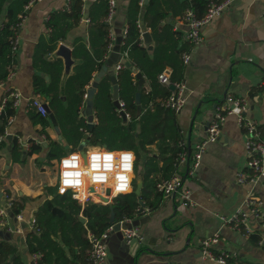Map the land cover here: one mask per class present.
Returning a JSON list of instances; mask_svg holds the SVG:
<instances>
[{
    "label": "crops",
    "instance_id": "0c3cea01",
    "mask_svg": "<svg viewBox=\"0 0 264 264\" xmlns=\"http://www.w3.org/2000/svg\"><path fill=\"white\" fill-rule=\"evenodd\" d=\"M70 1L38 0L29 6L18 29L16 69L14 74L0 85V104L7 91L16 90L20 94L13 119L7 122L1 136L3 145L0 148V210L4 209L6 216L5 222H0V240L11 241L23 264L37 262L34 259V254L37 253L29 251L25 237L33 228L31 220L35 211L45 199L50 198L45 188L56 186L57 182L58 173L56 176L46 175L48 163H58V158L50 161L46 158L48 142H58L65 149V153L96 147L107 148L104 145L89 143L86 138L91 130L89 128L83 129L84 131L80 129L84 137L78 139V134L72 136L62 133L58 125L59 131H56L48 115L42 116L39 113L49 123L44 129L40 122L33 121L29 115L30 100L36 95L33 76L41 74L32 65L34 46L41 36L48 35L46 21L51 14L69 8ZM95 1L97 0H82L80 19L68 30L65 40L60 41L57 47L63 43L72 52L73 41L80 39L88 47L89 9ZM147 1L144 0V3ZM115 3V13L110 22L105 19L114 36L113 45L105 58H111L113 67L121 63L122 59H125V62L127 60L121 45L123 32L127 28L126 10L129 0H115ZM141 8L138 22L141 28L150 34V28L145 27L142 21L143 5ZM263 8L264 0H231L219 15L201 26L202 40L190 49L189 62H180L182 79L186 84V101L177 112L178 123L189 150L205 135L215 108L225 106V98L228 95L245 100L249 106V117L264 137ZM5 11L6 5L0 15V24L5 19ZM167 21L174 30L181 33L182 38L177 45L186 42L183 35L187 26L182 16L178 15ZM140 45L147 47L150 56H153L152 37L149 42ZM55 50L50 54V59L59 57L54 54ZM73 58L75 62L69 73L63 74L62 83L73 72V66L79 62ZM164 69L172 71L170 66ZM45 78L47 79L46 75ZM143 85L149 88L145 77ZM42 101L47 105L43 99ZM1 110L2 107L0 113ZM84 110L86 103L81 115L87 123ZM126 120H129V116L123 121ZM96 123L97 120H94L93 125ZM244 140L245 133L236 114L228 115L217 141L207 144L195 172L188 174L184 166L178 168L183 184L190 190L194 203L182 205L177 195L173 198L162 196L160 202L152 207L142 201L150 209L136 214L134 220L139 219L137 226L144 239L139 245L132 239L122 245L119 234H111L104 264H217L203 257L200 246L203 238L215 235L218 242L212 246L214 251L234 253L233 259L239 264H264V243H254L249 237L253 233L260 240H264V230L260 228L258 218L249 217L248 223L253 231L246 236L223 224L219 217L230 216L249 191L259 196L264 211V171L255 182L239 183L236 180L239 171H247ZM15 143L20 147L18 159L13 158ZM32 144L42 145L41 150L28 153L27 150ZM8 201L21 204L20 212L13 215L7 206ZM89 235L90 232H87V238ZM13 257L14 255L10 260Z\"/></svg>",
    "mask_w": 264,
    "mask_h": 264
},
{
    "label": "trees",
    "instance_id": "16d2710c",
    "mask_svg": "<svg viewBox=\"0 0 264 264\" xmlns=\"http://www.w3.org/2000/svg\"><path fill=\"white\" fill-rule=\"evenodd\" d=\"M30 0H0V15L6 5L5 19L0 24V82H5L8 75L16 69L17 54L13 49L17 36V26L27 14ZM223 0H148L143 4L142 21L150 28L153 39V56L147 47L139 44L137 21L141 12L139 0H129L126 10L127 28L121 50L126 55V62L116 70L118 98L123 103V110L129 120L123 121L119 109L113 104L112 84L104 74L100 77L92 98V111L97 118L86 138L91 145H104L110 149H130L134 152L133 190L118 194L112 199L116 220L124 217L135 218L140 201H146L151 207L159 203L162 193L157 183L167 180L177 171L175 163L178 154L187 150L178 123V113L161 105L159 100L171 91L168 86L158 81V74L166 66L172 68L170 80L182 79L181 54L189 50L188 42L177 45L181 33L174 30L167 21L184 15L187 8H192L199 17L203 16L210 2ZM82 0H71L69 8L57 10L46 21L48 35L41 36L34 46L32 65L41 74H34L33 85L54 114L61 132L81 139V130L87 129L85 118L81 115L84 108L83 95L86 86L102 66L105 65L109 47V25L105 21L109 0H97L89 9L88 47L83 40L73 41L72 55L79 60L73 66L64 83L63 62L60 57L49 58L60 41L65 40L68 30L81 17ZM135 69V71H134ZM136 72H140L149 82V88L138 84ZM135 73V75H134ZM47 76V79L45 78ZM140 93L141 112L137 113L136 93ZM0 113V148L1 136L10 117L14 115V100L8 97ZM4 97V98H5ZM29 115L35 122H40L43 129L49 124L36 108L29 104ZM44 132V130H42ZM84 131V130H83ZM262 135V134H261ZM76 139V141L78 140ZM46 155L48 161L60 158L65 149L56 141L48 142ZM18 143H15L13 158L20 155ZM42 145L32 144L28 153L38 152ZM15 156V157H14ZM142 179L140 195L134 193L137 180ZM50 198L45 199L34 214L33 228L26 233V243L31 253L40 254L36 264H90L88 259L89 240L87 232L101 234L111 225L110 208L107 204L88 202L81 207L71 193L59 194L56 186L45 188ZM21 204L12 201L10 212L16 215ZM82 214V216H80ZM85 223V226H84ZM250 234L254 243L260 238ZM264 246V245H263ZM14 257L10 260V257ZM0 264H23L16 248L7 239L0 240Z\"/></svg>",
    "mask_w": 264,
    "mask_h": 264
},
{
    "label": "built area",
    "instance_id": "2783aa9c",
    "mask_svg": "<svg viewBox=\"0 0 264 264\" xmlns=\"http://www.w3.org/2000/svg\"><path fill=\"white\" fill-rule=\"evenodd\" d=\"M38 0H30L27 8L31 6L34 2ZM231 2V0H223L220 3L210 2L208 4L207 10L205 14L201 17L197 16L192 8H187L182 17L183 22H185L187 29L183 35V38L188 42L190 49L195 45L199 44L202 40V36L200 33V28L204 24L208 23L213 17L219 15L223 9ZM139 4L143 5L144 0H139ZM116 9L115 0H109L108 12L106 16V21L110 22L113 17ZM263 16H264V8H263ZM24 18H22L23 20ZM19 22L17 26V36L14 40L13 49L17 51L18 44V29L22 22ZM137 25L139 27V44H142L145 41L144 33L145 30L141 28L140 23L137 21ZM126 34V28L123 32V37ZM109 50L113 45L114 36L112 31L109 30ZM190 49L185 50L181 54V59L184 64L189 62L190 59ZM108 50V51H109ZM122 63H117L113 68L116 72L117 69L121 67ZM15 71V70H14ZM12 71L8 78L14 74ZM170 70L164 69L162 72L158 74V81L166 86L173 85L174 89L170 90L171 92L164 98L159 100V103L165 107H169L176 112H179L185 104L186 101V84L183 79L172 82L170 80ZM135 75V73H134ZM3 82H0L2 85ZM19 92L16 90H11L8 93V97H12L14 100V106L19 102ZM87 92L84 93L83 99L86 103L87 100ZM6 97L3 98L0 107L3 106ZM226 105L218 106L215 108L212 118L207 124L205 135L197 140V142L193 145L192 149L183 150L178 154L177 161L175 166L177 167V171L173 174V176L167 180H163L157 183V189L161 191L163 196L173 198L175 195L178 196L179 202L182 205H192L194 202L190 196V190L186 188L183 184V179L178 172V168L184 166L186 168V173L193 174L197 169L202 154L207 149V144L210 142L217 141L219 134L221 132V127L225 122V119L228 115L234 113L237 116V120L241 128L245 133L244 140V149L246 154V165L247 171H239L236 175V180L239 183L243 182H255L257 178L264 171V137L261 135V132L256 127L254 121L249 117L248 110L249 106L245 102L243 98L233 97L231 95L226 96ZM120 109L123 110V103L119 100ZM30 104H32L42 116H47L48 113L45 109V104L42 101V98L39 94H36L31 100ZM127 115V114H126ZM128 116V115H127ZM13 116L9 118L8 121H12ZM97 120L94 116L93 121ZM85 130V129H84ZM181 144L186 148L187 144L184 140H182ZM131 151L128 149L122 150H110L105 147L101 148H91L90 150H85V156L82 155L79 150H72L66 152L58 159L57 163V182H56V192L59 194H65L67 192L71 193L72 198L76 199L77 202L81 204L83 207L86 203H100L107 204L113 197L118 194H126L132 191L133 186V177H134V162L132 164V171L125 172V175L131 177L130 179V190L126 192H117L116 186L118 183L117 173L122 171L121 164L122 158L120 153ZM133 152V151H131ZM104 153H113L111 160H106ZM134 153V152H133ZM73 154L78 155V159H76L73 163L75 166H64L63 160L70 159ZM93 154L99 155V161L92 159ZM99 163V168H92V164ZM110 163L111 168H105V164ZM63 172H79V177H71L72 179H80L81 184L77 187H66L63 192H61L62 185V173ZM97 174H103L105 176V181L103 182H93V177ZM108 191V192H107ZM143 208L137 214H142L145 211H149L150 207L145 206V202H143ZM12 205V201H8L7 206L10 208ZM139 209V208H138ZM137 209V210H138ZM6 216V211L4 209L0 210V220L1 223L5 222L4 217ZM250 216H255L258 218V223L260 228L264 230V211L262 208V201L258 195H256L253 191H249L244 196L243 200L236 206L234 211L230 216H219L222 223L228 225L229 227L243 233L248 236L253 229L250 227L248 220ZM120 224L123 223L130 224L128 227H121V232L123 237L129 242L131 239L136 238L138 241H142L144 239L143 235L139 232V228L136 224H134V218L124 217L118 220ZM32 226L34 224V218L31 220ZM112 232V225L107 227L101 234L93 235L90 233L88 236L89 240V250H88V259L90 264H104L107 258L108 253V240ZM218 242L217 236H211L203 238L200 241L201 253L203 257L217 263V264H239L234 261V253L228 251H214L212 246ZM260 244L264 243V240L259 241ZM40 258V254H34L35 262Z\"/></svg>",
    "mask_w": 264,
    "mask_h": 264
},
{
    "label": "water",
    "instance_id": "95a60500",
    "mask_svg": "<svg viewBox=\"0 0 264 264\" xmlns=\"http://www.w3.org/2000/svg\"><path fill=\"white\" fill-rule=\"evenodd\" d=\"M143 35H144L145 41L149 42V40L151 39L150 34L148 32H145ZM151 48H152V46L150 45L149 49H151ZM54 54L56 56H59V57H61L63 59V66H64L63 74L67 75L69 73V71H70L71 66L75 62L74 58L72 57L71 49L68 46H66L65 44L61 43V44H59V46L55 50ZM124 62H125V59H122L121 63H124ZM134 71H135V69H134ZM104 74H106L109 77L110 82L112 84L113 104L115 105V107L117 109H119V112H120L123 120L127 119V115H126L125 111L120 109V103H119V98H118V85H117V79H116L115 71H114V68H113V61L111 60V58H107L106 64L103 65L101 70L97 72V74L95 75V77L93 79V82L91 83L90 87L86 89L88 98L86 100V110H84L83 113L86 114V116H87V121H88L87 122V126H88L89 129H92V127H93V118H94V114L92 113V107H93L92 98H93L97 83H98L100 77L103 76ZM136 77L138 79V84L139 85L143 84L144 77H143V75L140 72H136ZM169 88H170V90H173L174 86L170 85ZM136 104H137V113L139 114L141 112L140 93L139 92L136 93ZM45 109H46V112L48 113V116H49L52 124L54 125L55 130L59 131L55 116L50 111L49 107L46 104H45ZM59 138H61L60 135H59ZM80 151H81L82 155L85 156V150L82 149ZM141 187H142V179L139 178L137 180L136 186L134 188V193L137 196L140 195ZM139 204H140V207L137 210V212H140L141 209L143 208V205H144V203L142 201H140ZM107 205L110 208L109 221H110V223L112 225L111 234H113V233L119 234V236L121 237L122 245L124 243H129L123 237L122 232H121V227H127V226L129 227L130 224L123 223L121 225L120 222L118 220H116L111 200L107 202ZM138 222H139V219H135L133 223L137 225ZM132 240L134 242H136L138 245L140 244V241H138L136 238H133Z\"/></svg>",
    "mask_w": 264,
    "mask_h": 264
},
{
    "label": "clouds",
    "instance_id": "9594fccd",
    "mask_svg": "<svg viewBox=\"0 0 264 264\" xmlns=\"http://www.w3.org/2000/svg\"><path fill=\"white\" fill-rule=\"evenodd\" d=\"M105 155V159L106 160H111V157L113 155V153H104ZM121 158H122V164H121V169L122 171L117 173V186H116V191L117 192H126L130 190V179L131 177L128 175H125V172H131L132 171V164L133 161L135 160V155L133 152L131 151H127V152H122L120 153ZM78 155L73 154L71 156L70 159H65L63 160V165L64 166H75V164L73 163L76 159H78ZM99 155L93 154L92 159L99 161ZM100 165L99 163H94L92 164V168H99ZM105 168H111V164L110 163H106L105 164ZM79 177L80 173L76 172V173H72V172H63L62 173V187H61V192H63L65 190L66 187H77L78 185L81 184V180L80 179H72L71 177ZM105 181V176L103 174H97L93 177V182H103Z\"/></svg>",
    "mask_w": 264,
    "mask_h": 264
},
{
    "label": "rangeland",
    "instance_id": "374dc122",
    "mask_svg": "<svg viewBox=\"0 0 264 264\" xmlns=\"http://www.w3.org/2000/svg\"><path fill=\"white\" fill-rule=\"evenodd\" d=\"M48 174L56 176V174H57V161L56 162L51 161L50 163H48L47 170H46V175H48Z\"/></svg>",
    "mask_w": 264,
    "mask_h": 264
}]
</instances>
